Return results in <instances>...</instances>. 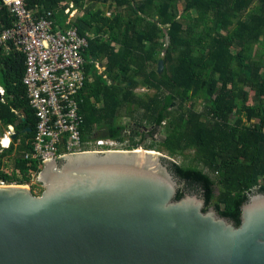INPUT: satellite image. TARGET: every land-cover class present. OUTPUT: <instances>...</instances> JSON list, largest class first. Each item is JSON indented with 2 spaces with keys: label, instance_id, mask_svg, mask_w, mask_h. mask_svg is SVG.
<instances>
[{
  "label": "trees",
  "instance_id": "16d2710c",
  "mask_svg": "<svg viewBox=\"0 0 264 264\" xmlns=\"http://www.w3.org/2000/svg\"><path fill=\"white\" fill-rule=\"evenodd\" d=\"M67 1L84 0H27L26 5L53 12L62 27ZM92 2L110 3L113 11L106 15L91 5L73 23L82 36L97 29L83 54L93 79L80 94L82 137L95 133L122 140L129 131L128 149L143 146L191 157L190 165H172L186 182L178 199L188 189L203 191L205 210L214 203L222 216L240 225L250 194L257 188L264 192V0ZM13 22L0 0V31ZM1 61L6 96L0 100V123L12 125L17 135L0 153V178L27 184L43 163L25 157L36 118L22 83L24 57L2 56ZM138 88L147 92L137 94ZM248 90L254 93L253 105ZM199 99L202 111L195 110ZM122 118L129 123L122 124ZM151 129L166 134L160 142H148ZM14 149L8 173L4 156ZM217 185L223 188L218 197ZM31 187L34 191L37 185Z\"/></svg>",
  "mask_w": 264,
  "mask_h": 264
},
{
  "label": "water",
  "instance_id": "95a60500",
  "mask_svg": "<svg viewBox=\"0 0 264 264\" xmlns=\"http://www.w3.org/2000/svg\"><path fill=\"white\" fill-rule=\"evenodd\" d=\"M175 163L144 148L85 151L46 159L40 194L0 185V264H264V192L237 225L205 210L203 191L178 199Z\"/></svg>",
  "mask_w": 264,
  "mask_h": 264
},
{
  "label": "built area",
  "instance_id": "2783aa9c",
  "mask_svg": "<svg viewBox=\"0 0 264 264\" xmlns=\"http://www.w3.org/2000/svg\"><path fill=\"white\" fill-rule=\"evenodd\" d=\"M26 1L2 0L14 22L11 27L0 31V63L2 56L21 54L24 57L22 83L36 118L31 149L25 157L44 163L48 158L57 160L72 153L128 150L131 144L129 131L123 133L122 140L96 136L95 133L82 137L80 94L93 79L86 67L89 61L83 54L91 36L88 33L80 35L73 25L74 6L70 4L64 8L66 20L60 27L53 12L39 5L29 9ZM41 11L43 14H39ZM91 62L103 72L99 62ZM5 96L6 90L0 85L2 102ZM13 133L12 125H7L0 133V141L5 136L10 139L7 146L0 143L3 148L9 147ZM14 183L0 178V185Z\"/></svg>",
  "mask_w": 264,
  "mask_h": 264
},
{
  "label": "rangeland",
  "instance_id": "374dc122",
  "mask_svg": "<svg viewBox=\"0 0 264 264\" xmlns=\"http://www.w3.org/2000/svg\"><path fill=\"white\" fill-rule=\"evenodd\" d=\"M91 4V3H90ZM101 3H97V5H95V4H92V6H95V8L94 9H97V7H101ZM102 10L104 11V12H108V11H110V9H109V7L107 6V5H103V7H102ZM248 91H250V90H248ZM147 92V90H145L144 88H138L137 90H136V93L137 94H144V93H146ZM250 93H251V101L249 102V105H253V97H254V93H252L251 91H250ZM196 108H195V110L196 111H202L203 110V108H204V104H203V101L202 100H197L196 102ZM194 104V102H189L188 103V105L189 106H191V105H193ZM120 122L122 123V124H126V122L127 123H129V120L128 119H126V118H122L121 120H120ZM127 125V124H126ZM150 129V128H149ZM4 130H5V126L3 127L2 125H1V127H0V133L1 132H4ZM165 134H166V132L164 131V130H161L159 133H157L156 131H152V129H151V131H150V133H149V136H148V142H150V141H153V140H156L157 142H160L163 138H164V136H165ZM18 144V141H15V145H17ZM2 149H4L2 146H1V144H0V153H1V151H2ZM145 149V148H144ZM155 151H158V152H161V153H163V154H165V155H168V156H170L166 151H164V150H161V151H159L158 149L157 150H155ZM14 155H15V149L12 151V153L10 154V155H5L4 156V159H5V161L7 162V166L6 167H4L6 170H7V172L8 173H10V171H11V167H12V163H13V158H14ZM170 157H172V156H170ZM174 160H175V162L177 163V164H179V165H190V163H191V157L190 158H187V157H185V156H183V155H177V156H173L172 157ZM38 175V174H37ZM37 175L36 176H34L33 178H32V180H31V183H27L26 185H28L31 189H32V187H31V184L33 183V184H35V185H37V188H35V190L33 191L35 194H40L41 192H42V190L44 189V186H43V184H39V180H38V178H37ZM213 178H216V177H214L213 176ZM183 187V186H182ZM223 190V188H222V186H220V185H217L216 187H215V196L216 197H218L219 195H220V193H221V191ZM197 192H200L199 190H197ZM217 199V198H216ZM212 206L213 207H215V205H214V203L212 204Z\"/></svg>",
  "mask_w": 264,
  "mask_h": 264
},
{
  "label": "crops",
  "instance_id": "0c3cea01",
  "mask_svg": "<svg viewBox=\"0 0 264 264\" xmlns=\"http://www.w3.org/2000/svg\"><path fill=\"white\" fill-rule=\"evenodd\" d=\"M82 4H77V3H75L74 1H67V2H65L64 4H63V6H64V8H66L67 6H69L70 4H72L73 6H74V9L76 10V13L74 14V18H75V20L77 19V18H80V17H82L83 15H84V13H85V10L88 8V6H91L92 4H93V2H92V0H84L83 2H81ZM91 3V4H90ZM103 5H107L108 7H109V9H110V11H108V12H105V14L106 15H110L111 13H112V11H113V6H111V4L110 3H105V4H102L101 5V9H102V7H103ZM64 14V13H63ZM64 16H65V14H64ZM65 20H66V16H65ZM64 20V21H65ZM96 32H97V29L96 28H93L88 34L91 36V37H93V36H95V34H96ZM90 37V38H91ZM101 64V63H100ZM101 66H102V64H101ZM103 67V66H102ZM104 68V67H103ZM104 70V69H103Z\"/></svg>",
  "mask_w": 264,
  "mask_h": 264
},
{
  "label": "bare ground",
  "instance_id": "6f19581e",
  "mask_svg": "<svg viewBox=\"0 0 264 264\" xmlns=\"http://www.w3.org/2000/svg\"><path fill=\"white\" fill-rule=\"evenodd\" d=\"M10 139L8 136H5L1 139L0 143L3 145V146H7V144L9 143Z\"/></svg>",
  "mask_w": 264,
  "mask_h": 264
},
{
  "label": "flooded vegetation",
  "instance_id": "af4514ba",
  "mask_svg": "<svg viewBox=\"0 0 264 264\" xmlns=\"http://www.w3.org/2000/svg\"><path fill=\"white\" fill-rule=\"evenodd\" d=\"M13 140H14V138L12 139V141H13ZM12 141H11V143H12ZM11 143H10V144H11ZM9 146H10V145H9ZM188 191H190V190L188 189L187 192H188Z\"/></svg>",
  "mask_w": 264,
  "mask_h": 264
}]
</instances>
